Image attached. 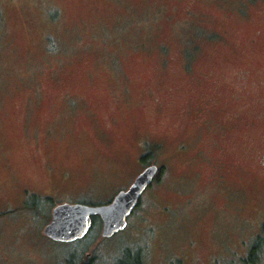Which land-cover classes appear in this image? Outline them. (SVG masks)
<instances>
[{"label":"rangeland","instance_id":"rangeland-1","mask_svg":"<svg viewBox=\"0 0 264 264\" xmlns=\"http://www.w3.org/2000/svg\"><path fill=\"white\" fill-rule=\"evenodd\" d=\"M263 70L264 0H0V264H243L258 239L264 264ZM141 146L164 169L123 231L43 234L126 188Z\"/></svg>","mask_w":264,"mask_h":264},{"label":"water","instance_id":"water-1","mask_svg":"<svg viewBox=\"0 0 264 264\" xmlns=\"http://www.w3.org/2000/svg\"><path fill=\"white\" fill-rule=\"evenodd\" d=\"M157 173L156 166L147 167L136 176L126 191L118 192L107 204L56 205L52 210L50 223L43 229V234L55 242L71 243L82 239L91 228L92 217L98 216L102 222L101 236L103 238L113 236L125 229L128 217Z\"/></svg>","mask_w":264,"mask_h":264},{"label":"flooded vegetation","instance_id":"flooded-vegetation-1","mask_svg":"<svg viewBox=\"0 0 264 264\" xmlns=\"http://www.w3.org/2000/svg\"><path fill=\"white\" fill-rule=\"evenodd\" d=\"M253 1H255V0H253ZM263 75H264V70H263ZM239 81H240V83L243 84V86H246L249 89V91H251V92H253L255 94V69H252L251 67H248V68H245V69L240 70L239 71ZM73 103L77 104L76 102H73ZM235 103L232 105V109H231L233 111V113H234V116H232V119L233 120L235 119L236 122L238 123V122H240V117H242V115H244V112L246 110L244 108H242V109L241 108H237L236 109V107H238L239 104L237 106ZM239 109H241V110H239ZM262 112L263 111L255 110V103H254L253 108L249 112V113H251V116H249L250 119H251L250 122H251V124L253 126H255V121H259L260 118H262ZM236 134L237 133L235 132L234 135H236ZM213 143H215V142H213ZM253 143H255V142H253ZM140 149H141V151L138 154L137 158L138 159H140V158L142 159V163L140 165L141 166V169L134 176V178L132 179V181H130V183L128 184V186L126 188L122 189V190H127L130 187V185L132 184V182L135 179V177L140 172H142L145 168H147V167H149L151 165H155L158 168V173H157V176L153 179V181L151 182V184L148 187H151L156 181L159 180V178L161 179L160 176L162 174V170L164 169V166L161 165V167H159L156 164L149 162L148 160H149V157H151V152H144L142 150L143 149V146H141ZM203 154H204V152H200V153L197 154V156L199 155V157L201 158V157H204ZM251 154H252V157L255 159V166L257 168H260V169L264 170V144L259 145L257 147H255V146L252 147L251 148ZM42 167H43L42 168L43 169V172L45 171L44 175H47L48 172H47L46 166L43 165ZM46 188H48V189L46 190ZM46 188H42V190L40 189L39 192H41V193H49V187H46ZM146 189L144 190V192L146 191ZM122 190H120V191H122ZM26 192L28 193V190L27 189H25L23 191V193H24L23 195H26L27 194ZM48 198H49L48 195H41V194L36 193V192H30L29 197L27 198V200L32 199V201L30 202L31 203V206H28L27 205L29 203V201H27V203L24 202V204L26 206H28L31 210H33L34 209L33 206L34 207L39 206V208H40L41 205L44 204L45 200L48 199ZM140 201H141V199L139 200V202L137 204V207L139 206ZM69 203H76V202H69ZM78 203H84V202H78Z\"/></svg>","mask_w":264,"mask_h":264},{"label":"trees","instance_id":"trees-1","mask_svg":"<svg viewBox=\"0 0 264 264\" xmlns=\"http://www.w3.org/2000/svg\"><path fill=\"white\" fill-rule=\"evenodd\" d=\"M99 222L100 220L98 217L93 216L92 217V228ZM98 226V225H97ZM259 241L254 243V245L249 249L248 256L246 260L243 261V264H254L256 263L258 256L260 255V252L262 251V242L261 239H258ZM74 260L69 258V260H65L61 264H74ZM144 257L141 255L140 250L135 251L133 254L132 251L125 250L123 252V255L118 258L114 264H143ZM84 264H89L88 262H85Z\"/></svg>","mask_w":264,"mask_h":264}]
</instances>
